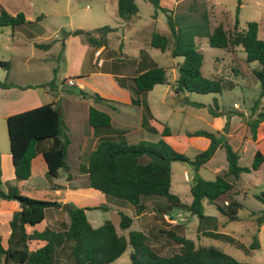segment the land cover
Segmentation results:
<instances>
[{
    "label": "trees",
    "instance_id": "trees-1",
    "mask_svg": "<svg viewBox=\"0 0 264 264\" xmlns=\"http://www.w3.org/2000/svg\"><path fill=\"white\" fill-rule=\"evenodd\" d=\"M154 9L163 12L167 32L151 31L148 45L167 50L171 57H180L176 64V77L171 83L176 99L179 94L194 92L200 94L220 93V78L206 77L200 71L202 55L195 42L196 37H204L210 47L227 48L239 46L244 52L246 62L256 61L259 68L252 69V74L258 81L259 94H264V41L257 38V23L248 21L243 32H236V19L233 22L234 33L229 35L221 23L209 29V11L205 0H188L185 7L177 10L176 7L167 9L161 7L158 0H146ZM239 4V0L237 1ZM137 12L134 0H116V16L120 22H126ZM26 22L21 11L14 14L0 8V26H9L11 30ZM115 27L101 26L92 30L71 29L61 31V40L65 37L80 36L92 47L105 46L106 33L114 31ZM48 43H35L37 48H48ZM62 45V42H61ZM137 63H134V73L130 76L115 77L117 84L128 88L136 96L131 104L141 105L144 111L142 126L153 131L147 119L152 118L148 106L137 95L150 90L156 84L166 83L165 69L156 65L141 50ZM0 67L7 69L8 64L0 60ZM44 85L55 98L54 101L41 104L20 112L6 116L5 125L8 139L9 156L12 164L13 178L22 181L29 176L30 161L36 154H41L46 165V175L49 178L57 176L58 169L67 171L65 163L66 147L69 136L66 126L57 108L58 88L54 76ZM10 81H0V88L15 87ZM23 88L24 86H18ZM27 87V86H26ZM74 92L73 89H67ZM76 93L83 98H90L94 102H108L96 93H86L80 89ZM183 104L194 107L203 104L190 101L184 95L178 99ZM255 99L251 108V115L257 107ZM216 107V101L213 100ZM212 116L220 111L205 106ZM231 112H227L229 115ZM264 119V110L256 112L255 116L245 120L250 136L254 139L257 123ZM87 123L94 131L110 127L109 115L93 106L87 108ZM226 123L224 125V128ZM187 136H202L208 139L205 149L188 158L175 150L165 139L170 135L166 125L162 126L161 137L155 141L138 140L127 142L123 137L101 136L86 156L85 166L82 168L86 186L118 200L131 204L137 212L143 208L141 196H150L159 199L154 202V209L159 217L171 214L173 209H181L194 215L198 220H207L209 216L203 214L202 200L205 199L214 208L225 216L227 220H238L237 210L241 204L230 196L232 184L224 175L237 178L242 172L255 170L263 160L259 151H255L248 166L237 164V153L217 132L196 129L185 133ZM221 146L226 160L224 175H215L212 180H203L194 174L189 184L190 201L182 203L179 198L170 192V163L173 161L190 165L194 171L202 166ZM144 157V160L141 158ZM1 176V171H0ZM69 178V174H66ZM254 197L264 202V193ZM0 200H13L18 209L10 213L7 220L8 234L5 246L0 238V264H60L59 251H65L70 264H110L130 246L127 264H253L240 262L230 255L207 245H194L192 239L181 234L180 225L171 228H158V233L171 240L177 249L168 255H162L148 243L147 235L141 230H128L126 235L117 232L115 226L107 219L99 225L92 226L86 219L85 209H105L104 205L78 207L69 203H60L56 200L36 199L19 191L15 184L7 183L2 186L0 178ZM226 202V204H224ZM47 207L60 208L67 215V224L60 229L43 227L41 230L26 231V226L39 223L43 219L44 209ZM118 229H126L131 218L118 210ZM260 222L264 221V211L260 215ZM258 224V223H257ZM201 233L215 239L240 244L230 235L202 230ZM40 240L43 244L34 250H29L26 242ZM258 247L256 235L247 246L248 249Z\"/></svg>",
    "mask_w": 264,
    "mask_h": 264
},
{
    "label": "rangeland",
    "instance_id": "rangeland-1",
    "mask_svg": "<svg viewBox=\"0 0 264 264\" xmlns=\"http://www.w3.org/2000/svg\"><path fill=\"white\" fill-rule=\"evenodd\" d=\"M205 0L209 11V29L214 25L221 23L229 35L234 33L233 22L236 19V32H243L245 24L248 21L257 23L258 39L264 41V0ZM163 4L166 0H161ZM188 0L176 4V9L181 10L185 7ZM137 7L136 14L133 15V28H126L117 24L116 7L111 5L109 0H0V8L8 13L21 11L26 17V22L18 26L15 30H21L24 37L9 26H0V60L8 64L7 69L0 67V81H12L18 84L44 82L53 76H64L65 63L63 59H58L59 42L61 40L62 30L83 29L92 30L101 26L115 27L114 31L106 33L105 53L119 56V62L124 66H131L135 63V57L138 55L136 45L129 43L128 35L134 30L139 29L141 37L149 30L159 33H166L167 26L163 12L154 7L146 0H134ZM122 35L124 37L122 38ZM78 38H81L78 36ZM197 48L202 55L200 66L201 73L206 77L220 78V93H194L187 92V99L194 102H201L203 106L194 107L184 105L175 98L166 96V103H160L162 90L166 83L156 84L146 96L149 107L158 113H166L164 120L168 123L174 134H181L184 130L204 129L209 130L207 120L211 119L207 108L210 106L213 110L225 111L233 109L235 103L240 112L251 114V108L255 99H258L256 112L264 110V94L258 96L259 85L252 69L259 68L256 61L246 62L244 52L239 46L227 48L210 47L204 37H196ZM35 43H48L50 48L43 51L34 46ZM142 42H140V46ZM144 52L150 60L156 65L165 69L166 80L171 82L172 77L176 76V64L181 61L180 57H171L167 50L160 51L157 48L147 45L144 41ZM131 63V64H130ZM133 67V66H132ZM129 76V75H128ZM95 81V80H94ZM92 78L87 79V86H94ZM57 85L61 80H55ZM85 86L83 91H90ZM63 88L73 89L75 87L63 85ZM68 91V90H67ZM144 93H142L143 95ZM41 95V94H40ZM53 97L49 91L46 96H42L43 102H48ZM216 101V107L213 105ZM173 106L174 111L169 105ZM206 104V105H204ZM0 165L2 178H10L11 160L9 156L8 139L6 133L5 120L0 119ZM127 142H135L127 141ZM174 144V141H171ZM246 160L241 154L240 162ZM66 161L71 166V174H78L76 168L75 151L69 150ZM183 169L187 170V176L183 174ZM200 177L203 180L214 179V174L205 167H199L196 172L187 164L173 161L170 163L171 193H177L180 201L188 203L190 201L189 184L192 176ZM223 175V174H220ZM66 172L58 169V175L53 179L56 183H64ZM225 177V176H224ZM76 185L80 186L77 190L68 191L66 203L74 206L83 207L99 204L106 206L105 209H85L86 219L92 226H96L102 220H109L117 229V232L126 235L128 230H141L147 235L148 243L153 246L162 255H168L177 249V246L168 238L158 233V228H171L172 225H180V233L193 240L194 245L213 246L218 250L230 255L235 260L253 264H264V221L261 220V213L264 211V202L248 194L245 197H237L241 202V207L237 210L238 220H227L225 216L217 212L214 206L205 199L202 200L203 214L209 216L207 220H198L194 215L185 210L171 212L168 217H159L154 209V202L159 199L150 196H141L140 200L143 208L137 212L134 207L126 201L104 195L93 190L86 185L79 184L85 177L78 174ZM4 186V185H2ZM258 193V191H257ZM43 198H51L49 191L41 193ZM120 210L131 218V223L126 229H118ZM5 214L0 215L2 219ZM45 221L52 217L64 218L68 221L67 215L61 209L55 208L45 210ZM170 219L173 220L170 221ZM258 223V224H257ZM6 225L0 224V233L4 236ZM202 230H212L224 233L233 237L240 246L229 242L205 236ZM256 235L258 247L248 249L247 246ZM34 242H30L29 247H33ZM130 246L110 264H127ZM60 264H70V259L65 251L58 252Z\"/></svg>",
    "mask_w": 264,
    "mask_h": 264
},
{
    "label": "crops",
    "instance_id": "crops-1",
    "mask_svg": "<svg viewBox=\"0 0 264 264\" xmlns=\"http://www.w3.org/2000/svg\"><path fill=\"white\" fill-rule=\"evenodd\" d=\"M109 1L111 2L112 6L116 7V0ZM166 1L167 3L163 4L161 0H158V3L161 7L171 9L174 8L177 3L184 0ZM14 13L15 12H11V14ZM24 18L26 20L25 16ZM132 18L133 16L126 22H120L118 20L119 22H117V24L126 28H133L134 21ZM138 31L140 30L134 29L128 35L129 43L136 45L138 49L137 57L133 58L135 59V63H137L139 60L140 51H145L144 41L146 40L148 45L149 34L154 30L147 31L141 37L139 36ZM15 32L19 33L23 37L25 36L21 30H15ZM123 37L124 35H122V38ZM140 42H142V46H140ZM59 46L60 54L58 52L57 58L64 60V76L56 77L55 75L54 78L55 80L60 79L62 81L60 85H57V88L59 90L57 96V108L61 113L62 120L66 126L69 136V143L66 147L64 158L67 165V171L65 172L66 174H69V178H66L65 176L64 183H56L55 181H53V179L49 178L46 175V165L42 159L41 154H36L30 161V173L26 179L16 182L13 178L11 164L9 179L4 180L2 178L1 172L0 178L2 185L5 186V184L7 183L15 184L19 191L27 196L36 199L56 200L61 204L66 203L67 192L77 190L78 187H80L76 185L75 177L80 173L83 177H85L82 168L85 166L86 156L94 147L98 138L101 136H120L123 137L126 141L134 140L135 142L142 139L155 141L161 137L160 132L162 130V126L166 125L170 131V135L165 136L164 139L175 150L183 153L188 158H191L195 153L207 147L209 142L207 138L202 136H187L185 134L187 131L190 132L193 130H184L181 134H174L168 126V123L164 120L165 118H162L166 117L167 112H154V110L149 107V105L147 104L146 96L148 92L154 88V86L143 95H137V97L141 100H144L148 106L152 118L147 119V122L148 125L153 128V131H150L146 127L142 126V118L144 115L142 106L131 104V100L136 96L128 88L119 86L115 80V77L132 75L135 69V65L125 67L123 62H119V59H121L119 57L120 53L118 57L116 55L105 53V50L107 49L106 46L101 45L99 47H92L88 45V43H86L82 38L71 35L60 40ZM50 47L51 46L49 45L48 48L41 49L43 51H48ZM175 77L176 76L172 77L171 82H168L166 80V86L162 90L160 97H158L160 103H166V96L175 98L171 86V83L173 82ZM67 78H72L74 81V84L70 87H75L76 89H80L82 91L85 86L89 85L87 83V79L92 78L93 81L95 80V84L94 86H87L89 87L90 91L86 93H96L103 99L108 100V102H94L90 98H83L77 93L67 91L66 88H63V85H67L65 83V80ZM50 79L51 78H48L42 83L36 82L34 84H18L17 82L10 81L16 86L9 88H0V119L5 120L6 116L10 114L54 101V97H52L48 102H43L42 100V96H46L49 92L48 86L44 84ZM18 86L24 87L19 88ZM184 95L186 96V92L183 94H179L178 99H181ZM167 104L169 106L171 105L170 103ZM88 106H93L94 108L109 115L110 127L108 129H99L97 131H94L92 129V127L87 123ZM169 108L171 109L169 111L175 110L173 106H170ZM232 108L233 109L228 111H234L236 113L231 112L229 115H226L225 111L217 110L220 111V114H218L217 116L211 115V119L207 120V123L211 128L207 131L217 132L218 135H221L223 137V139L237 153V164L239 166H248L256 150L259 151V153L263 156L262 162L255 170L246 173L242 172L238 175L237 178L234 179L230 175L225 174L227 164L224 156V150L221 146H218L214 150L211 157L201 167L208 168L214 175L225 174L224 178L232 184V188L229 192L230 196L237 202H239L237 197H245L248 194L254 197L255 194H258L260 192L264 193V119L260 120L257 123L254 131V139H252L248 126L245 124V120L253 118L254 114L250 116L248 114H245L244 112H240L238 106L235 103L233 104ZM225 123L226 126L224 128ZM171 141H174V144H172ZM70 149H74L75 151V158L77 160L76 168L78 172V174L76 175L71 174V166L66 161L67 154ZM241 154L246 158L244 162H240ZM144 159V157L141 158V160ZM183 174L187 176L186 169H183ZM79 184L85 186L86 180L83 179ZM46 191H49V195L51 198L46 199L41 196V193ZM173 194H175L179 198L177 193ZM239 203L241 204V202ZM96 205L99 204H93L91 206ZM48 208L53 207H47L44 209L43 219L39 223L31 226H26L27 232H31L32 230L39 231L43 227L60 229L67 224L68 221L66 222L64 218L60 219L52 217L49 220L45 221V210ZM17 209L18 205L15 201L0 200V215L5 214V216L0 219V224L2 223V225L4 226L6 225L4 236H2V234L0 233L1 244L3 246H5V239L9 231L7 220L10 213ZM55 210L61 211L60 208H55ZM173 211L178 212V210L174 209L171 212ZM30 242H34V246L31 248L29 247ZM42 244L43 241L40 240H29L26 242V246L29 250H34Z\"/></svg>",
    "mask_w": 264,
    "mask_h": 264
},
{
    "label": "built area",
    "instance_id": "built-area-1",
    "mask_svg": "<svg viewBox=\"0 0 264 264\" xmlns=\"http://www.w3.org/2000/svg\"><path fill=\"white\" fill-rule=\"evenodd\" d=\"M65 83H66L68 86H72V85L74 84V81H73L72 78H67V79L65 80ZM224 204H226V202H224ZM162 216H163V217H167V216L169 217L170 215L167 214V213H165V214H163ZM170 221L173 222L172 219H170Z\"/></svg>",
    "mask_w": 264,
    "mask_h": 264
}]
</instances>
